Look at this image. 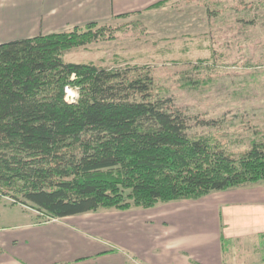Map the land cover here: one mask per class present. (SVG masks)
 Here are the masks:
<instances>
[{
    "label": "trees",
    "instance_id": "trees-1",
    "mask_svg": "<svg viewBox=\"0 0 264 264\" xmlns=\"http://www.w3.org/2000/svg\"><path fill=\"white\" fill-rule=\"evenodd\" d=\"M247 2L202 0L210 56L173 68L64 60L66 50L114 40L120 25L110 23L0 43V197L46 220L198 200L264 181V134L236 151L217 118L189 115L187 101L170 93L197 91L226 66L261 61L254 50L244 55L254 45L253 19L240 11ZM65 86L77 89L75 101L65 100Z\"/></svg>",
    "mask_w": 264,
    "mask_h": 264
},
{
    "label": "crops",
    "instance_id": "crops-1",
    "mask_svg": "<svg viewBox=\"0 0 264 264\" xmlns=\"http://www.w3.org/2000/svg\"><path fill=\"white\" fill-rule=\"evenodd\" d=\"M153 9L193 16L205 7L202 0H0V43ZM33 211L0 214V264H264L263 180L149 208L46 220Z\"/></svg>",
    "mask_w": 264,
    "mask_h": 264
},
{
    "label": "rangeland",
    "instance_id": "rangeland-1",
    "mask_svg": "<svg viewBox=\"0 0 264 264\" xmlns=\"http://www.w3.org/2000/svg\"><path fill=\"white\" fill-rule=\"evenodd\" d=\"M255 5H259L264 15V0H252L244 5L247 9H240L247 20L253 19L248 29L254 45L245 50V56H250L253 50L254 56L264 54V18ZM152 12L154 14L149 16H127L110 21L112 26L120 25L114 40L104 39L71 48L64 52V60L91 62L105 68L133 65L173 68L177 63L202 62L209 58L211 36L205 9L193 16L190 11H181L178 15L179 11L174 10L172 16L162 10L153 9ZM260 58L256 64L226 66L222 69L226 75L197 91L171 89L170 93L178 97L179 103L187 101L189 115L217 118L223 130L232 132L231 147L241 150L251 139L264 134V57ZM67 88L74 94L75 101L77 89ZM179 93H183V97H179ZM0 198V214L8 211L26 216L30 213L31 209L12 204L10 197ZM34 215L33 219L40 220Z\"/></svg>",
    "mask_w": 264,
    "mask_h": 264
},
{
    "label": "built area",
    "instance_id": "built-area-1",
    "mask_svg": "<svg viewBox=\"0 0 264 264\" xmlns=\"http://www.w3.org/2000/svg\"><path fill=\"white\" fill-rule=\"evenodd\" d=\"M64 93H65V100L68 102H73V93L67 88V86H65L64 88Z\"/></svg>",
    "mask_w": 264,
    "mask_h": 264
}]
</instances>
